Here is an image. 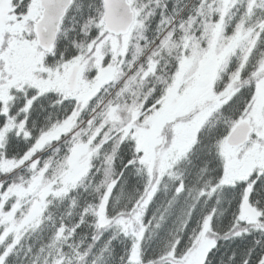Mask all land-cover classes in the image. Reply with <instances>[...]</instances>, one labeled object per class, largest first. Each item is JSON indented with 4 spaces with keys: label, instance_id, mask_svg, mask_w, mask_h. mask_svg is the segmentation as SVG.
<instances>
[{
    "label": "snow or ice",
    "instance_id": "snow-or-ice-1",
    "mask_svg": "<svg viewBox=\"0 0 264 264\" xmlns=\"http://www.w3.org/2000/svg\"><path fill=\"white\" fill-rule=\"evenodd\" d=\"M0 264H264V0H0Z\"/></svg>",
    "mask_w": 264,
    "mask_h": 264
}]
</instances>
